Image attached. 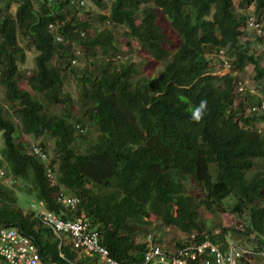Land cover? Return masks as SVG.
Here are the masks:
<instances>
[{"label": "trees", "instance_id": "1", "mask_svg": "<svg viewBox=\"0 0 264 264\" xmlns=\"http://www.w3.org/2000/svg\"><path fill=\"white\" fill-rule=\"evenodd\" d=\"M108 1V12L95 15L88 2L99 10L104 0H8L0 7V87L8 101V107L0 104V223L30 236L45 264H103L80 253L70 238L60 239L37 210L24 213L4 183L9 180L18 189L26 183L40 208L88 221L118 264H142L151 246L170 252L161 240L134 233L135 225L155 220L186 234L176 252L209 242L228 253L231 230L258 238L259 248L238 264L264 259V173L250 174L264 161V110L252 111L259 98L240 92L235 74L250 68L264 94V0H239L242 10L253 6L248 13L234 0ZM248 17L260 23V34L247 28ZM132 39L165 62L157 76L134 80L135 62H123ZM26 49L35 51L30 72L18 64ZM217 53L227 58L231 74H215ZM68 74L78 81L76 99L64 90ZM202 100L207 111L196 122L191 113ZM22 135L37 140L48 160L31 154ZM189 183L198 185L200 197L187 193ZM61 192L78 197L74 208L58 200ZM230 197L233 211L248 213L249 225L214 233L198 209L216 214ZM211 260L206 249L187 264Z\"/></svg>", "mask_w": 264, "mask_h": 264}, {"label": "rangeland", "instance_id": "2", "mask_svg": "<svg viewBox=\"0 0 264 264\" xmlns=\"http://www.w3.org/2000/svg\"><path fill=\"white\" fill-rule=\"evenodd\" d=\"M6 1L8 0H1L0 1V7H2ZM105 7L104 9H96L90 2H88L87 6L90 10L93 11V14H106L108 12L109 8V1L104 0ZM234 3L236 5V8L239 12H253V6H249L245 10L240 9L239 7V0H234ZM254 5V4H253ZM16 6L12 4L10 6V10L14 11ZM87 8V9H88ZM264 18V16H262ZM166 24H168L167 20H164ZM121 27L115 29V37H118V33L120 34ZM133 44L132 51H129V58L124 59L123 62H125L127 59H132L135 62V67L137 69V73L134 76V80H143L147 78L148 80L157 76L159 72L161 71L162 67L164 66L163 61H155L148 53L144 52L139 48L138 43L135 40H130ZM122 49H126L125 44H120ZM74 48L76 50L80 49V46L77 44H74ZM35 55V51L33 49H26V58L23 63L18 62L20 68L26 70V72H30V70L33 68V58ZM215 59L213 62H216L214 65L215 67V74L218 76H223L225 74H231L232 68L230 67V64L227 62V58H225L224 55H220V53H217V55H212V60ZM217 59V60H216ZM74 65H77V68L84 67L83 62L74 61ZM235 74H238L239 77H241V80L243 81V84L248 87L249 89H257L262 87V84L258 87L257 81L253 78L254 72L250 68H245L243 71H237ZM67 79L64 82V90L72 95L74 99H76L79 95V85L78 81H76L73 74H68ZM20 86H25V82H21ZM0 104H2L4 107H8V101L5 97V92L2 87H0ZM62 106L60 105H53L52 110L55 112H60ZM16 122V121H15ZM90 128L92 138H95L97 135V131H95V127L92 123H88L86 125L85 129ZM94 128V129H93ZM18 134L15 133V136L17 137ZM23 136V135H22ZM25 137V140L28 142L29 146V152L30 148H32L33 144H39L37 140H34L30 136H23ZM47 144V150L49 153V156L52 158L55 157L54 154V139L49 136V134L45 135L43 137ZM42 140L39 139V141ZM92 139H88V141L91 142ZM40 145V144H39ZM84 145V144H83ZM4 147L2 134L0 132V156H1V150ZM261 172L264 173V161L260 160L257 164V166L251 171L250 174ZM4 183L5 185L11 187L15 190L18 201L17 205L22 208L23 212L26 213L30 211V209L40 208V202L37 198H35L34 195H31L24 190L26 186V183H19L20 187L23 188H15L12 187V183L7 180ZM187 193L190 195H193L195 198L200 197L202 191L198 187V185L189 183L187 184ZM234 199L232 197L227 198L223 201V204L220 208H217V213L210 215L206 212L205 209L202 207L198 209L199 213H201L200 216H202L203 219L208 220L209 223H213L214 227V233H220L222 232L223 228L227 229H235L240 231H246L247 226L249 225V219H248V213L245 211L243 213L233 211L234 205H233ZM257 205H261V202H256ZM33 205V206H32ZM40 206V207H39ZM139 228V229H138ZM134 233L136 236L142 238V236H145V234H149L151 237H153L155 240H161L162 247H167L170 251H175V243L178 240H184L187 236L185 233L178 229H174L169 226L163 225L159 220H155L153 223L146 224V223H139L134 226ZM225 240H227L231 246L233 245H243L245 247L246 251H249L252 253L254 249H258V238L255 234H245V235H237V237L234 235L233 232L228 231L227 234H225ZM80 254V253H79ZM81 255V254H80ZM247 260L246 262H248ZM249 264H264V259H254L252 261H249Z\"/></svg>", "mask_w": 264, "mask_h": 264}, {"label": "built area", "instance_id": "3", "mask_svg": "<svg viewBox=\"0 0 264 264\" xmlns=\"http://www.w3.org/2000/svg\"><path fill=\"white\" fill-rule=\"evenodd\" d=\"M247 28L254 29L257 33H261L260 23L253 17H248ZM238 90L243 92L247 90L250 94H256L260 103H256L251 107L252 111L264 110V94L259 89H249L238 82ZM257 101V102H258ZM30 153L39 155L44 161L48 160V155L42 150L37 143L30 148ZM3 172L0 171L2 178ZM50 179H53L49 171ZM53 181V180H52ZM59 201H66L71 207H75L78 203V197L69 196L61 192L58 196ZM33 206V205H32ZM41 222L53 230V232L62 239L64 236L70 238L73 246L80 249V253L88 256H98L100 263L118 264L112 259L109 251L100 245L99 232L96 228L90 226L89 222L76 218L74 220H65L54 212L43 208H35ZM207 249L213 260L208 264H238L239 259L244 255L250 254L248 251L241 249L237 245L230 247L228 253H222L218 247L212 246L209 242L191 249L179 250L178 252L170 251L165 253L160 246H151L145 252L144 262L142 264H187L188 260H194L196 255L202 254ZM190 250V251H189ZM0 264H45L41 258L37 245L32 238L24 234L19 228L0 223ZM58 264V263H51Z\"/></svg>", "mask_w": 264, "mask_h": 264}, {"label": "clouds", "instance_id": "4", "mask_svg": "<svg viewBox=\"0 0 264 264\" xmlns=\"http://www.w3.org/2000/svg\"><path fill=\"white\" fill-rule=\"evenodd\" d=\"M207 111V101L206 100H202L199 104V106L195 107L193 110H192V113H191V118L196 121V122H199L203 119L204 117V114L206 113Z\"/></svg>", "mask_w": 264, "mask_h": 264}]
</instances>
